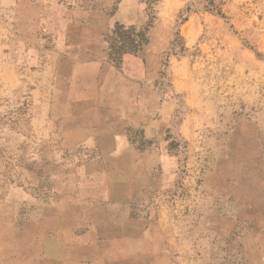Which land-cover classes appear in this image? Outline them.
<instances>
[{
	"label": "rangeland",
	"instance_id": "obj_1",
	"mask_svg": "<svg viewBox=\"0 0 264 264\" xmlns=\"http://www.w3.org/2000/svg\"><path fill=\"white\" fill-rule=\"evenodd\" d=\"M129 28L149 40L132 53L149 86L179 103L167 135L179 171L168 193L186 261L264 264V0H0V264H26L28 238L82 186L95 155L75 146L76 129L104 125L123 104L113 96L134 92L139 69L125 68L127 54L110 59ZM184 60L208 98L192 115L203 129L194 149L178 134L193 109L172 89Z\"/></svg>",
	"mask_w": 264,
	"mask_h": 264
},
{
	"label": "crops",
	"instance_id": "obj_2",
	"mask_svg": "<svg viewBox=\"0 0 264 264\" xmlns=\"http://www.w3.org/2000/svg\"><path fill=\"white\" fill-rule=\"evenodd\" d=\"M196 22L186 21L191 35ZM157 49L151 53L156 67L162 50ZM124 60L125 68L139 69L134 92L113 96L123 97V104L103 114L104 125L76 129L75 146L95 156L87 157L80 190L59 202V215L45 217L41 235L28 238L27 252L20 255L26 264H189L174 217L177 197L168 193L179 171V158L167 140L179 103L176 97H158L136 55L127 54ZM177 64L183 74L172 73L173 92L184 94L187 109H193L178 134L193 142L189 147L194 149L203 129L192 115L195 109L204 110L208 98L190 64ZM89 67L100 71L103 64L91 62ZM75 89L80 93L78 83ZM139 134L150 146H141ZM71 207L76 211H68Z\"/></svg>",
	"mask_w": 264,
	"mask_h": 264
},
{
	"label": "trees",
	"instance_id": "obj_3",
	"mask_svg": "<svg viewBox=\"0 0 264 264\" xmlns=\"http://www.w3.org/2000/svg\"><path fill=\"white\" fill-rule=\"evenodd\" d=\"M124 26L120 24H116V28L114 33L118 36L121 35L120 30H122ZM135 30L134 28H129V30L126 32L125 37L121 39L122 44L121 45H113L110 47V59L112 61L119 62V59L122 57V55L125 54H132L139 52L145 45L149 43L148 38L146 37V33L141 34L140 41H138L134 34Z\"/></svg>",
	"mask_w": 264,
	"mask_h": 264
}]
</instances>
